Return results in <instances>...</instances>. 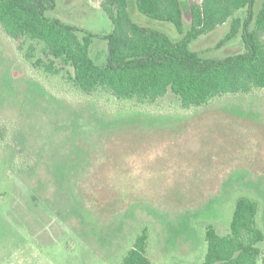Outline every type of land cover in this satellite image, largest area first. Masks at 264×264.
Wrapping results in <instances>:
<instances>
[{
  "label": "rangeland",
  "instance_id": "rangeland-1",
  "mask_svg": "<svg viewBox=\"0 0 264 264\" xmlns=\"http://www.w3.org/2000/svg\"><path fill=\"white\" fill-rule=\"evenodd\" d=\"M100 2L57 0L49 16L106 36ZM129 9L138 25L181 39L135 0ZM229 30L191 49L213 60L242 52L240 37L219 47ZM92 56L104 66L107 43ZM175 97L84 95L34 69L0 30V264H120L144 230L152 264H202L206 228L229 233L241 197L259 204L264 233V91L189 109Z\"/></svg>",
  "mask_w": 264,
  "mask_h": 264
},
{
  "label": "trees",
  "instance_id": "trees-1",
  "mask_svg": "<svg viewBox=\"0 0 264 264\" xmlns=\"http://www.w3.org/2000/svg\"><path fill=\"white\" fill-rule=\"evenodd\" d=\"M186 6L190 29L181 0H135L140 15L171 25L182 36L178 41L134 22L129 0H101L112 23L106 36L50 17L57 0H0V30L37 71L67 80L84 95L100 93L120 104L155 103L172 94L189 109L223 96L264 91V0H187ZM226 25L230 30L219 47L240 37L242 52L213 60L191 49ZM98 40L107 43L104 66L92 56ZM259 210L256 201L241 197L229 233L219 235L208 226L202 264H264ZM148 244L144 230L120 264H152Z\"/></svg>",
  "mask_w": 264,
  "mask_h": 264
},
{
  "label": "crops",
  "instance_id": "crops-1",
  "mask_svg": "<svg viewBox=\"0 0 264 264\" xmlns=\"http://www.w3.org/2000/svg\"><path fill=\"white\" fill-rule=\"evenodd\" d=\"M136 8V7H135Z\"/></svg>",
  "mask_w": 264,
  "mask_h": 264
}]
</instances>
